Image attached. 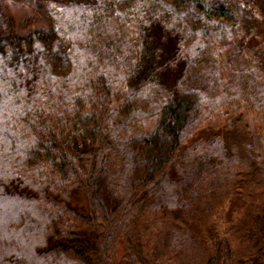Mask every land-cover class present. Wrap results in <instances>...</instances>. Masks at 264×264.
<instances>
[{
	"label": "trees",
	"instance_id": "1",
	"mask_svg": "<svg viewBox=\"0 0 264 264\" xmlns=\"http://www.w3.org/2000/svg\"><path fill=\"white\" fill-rule=\"evenodd\" d=\"M13 1L49 24L0 8V264H264V12Z\"/></svg>",
	"mask_w": 264,
	"mask_h": 264
},
{
	"label": "rangeland",
	"instance_id": "2",
	"mask_svg": "<svg viewBox=\"0 0 264 264\" xmlns=\"http://www.w3.org/2000/svg\"><path fill=\"white\" fill-rule=\"evenodd\" d=\"M240 2H246V9L254 12L257 17H260V13L264 12V0H239ZM260 4V6L258 5ZM0 8L7 19L12 21V28L15 33L24 35L34 30L46 29L48 27V19L42 13L30 8L26 4L13 0H0ZM260 12V13H259ZM261 20V17H260ZM260 30L264 31V21L261 20L258 24ZM71 204L80 212H86V199L81 189H77L72 194ZM238 208H237V207ZM231 217L236 216L235 210L239 209L237 203H231L230 207ZM234 208V209H233ZM240 211V210H239ZM243 220V219H242ZM151 222L137 214L131 225L132 227V242L139 241L144 242L149 235L150 230H156L160 223L156 220L150 227ZM153 242V240H152ZM151 246L155 245L150 243ZM123 253L122 246L119 244L117 247V256ZM172 264V263H168Z\"/></svg>",
	"mask_w": 264,
	"mask_h": 264
}]
</instances>
